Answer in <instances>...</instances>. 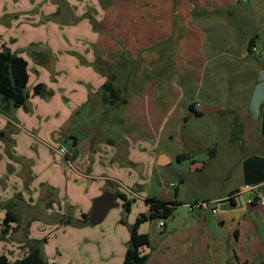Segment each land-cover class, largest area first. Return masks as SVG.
Segmentation results:
<instances>
[{
	"label": "crops",
	"instance_id": "obj_1",
	"mask_svg": "<svg viewBox=\"0 0 264 264\" xmlns=\"http://www.w3.org/2000/svg\"><path fill=\"white\" fill-rule=\"evenodd\" d=\"M35 1L0 0V21L3 22V24L0 22V26H3L1 29L9 32L14 30V36L9 37V42L5 40L6 34L0 37V41L11 51L10 46H15L16 50L12 52L17 54L19 52L24 54L28 49H32L28 51V56L24 55L29 63V82L31 77H34L33 89L37 84L42 83L48 92L45 97H40L34 95V90H28L29 99L23 106L25 110H17L14 117L4 114L10 113V103L5 102L0 105V131L7 133L6 137L0 139L1 164H3L4 155L9 157L6 167L4 164L1 167L0 177L7 182L11 179L10 173L16 172L15 183L18 188L14 191L20 194L17 201L18 213L19 216L21 215V223L22 213L29 217H27L28 221L32 222L29 227L31 236H33V223L38 222L37 219L40 218L34 195L38 196L41 188L50 190V195L52 194L49 201L51 212L56 217L54 220L58 222L54 225L56 229H63L66 235H74L75 229L82 227L83 230L89 229L86 232L83 231L86 236H93L98 229L89 228L87 225L91 223L90 215L94 198L104 191H111L117 197V193L124 194L127 201L131 203L128 212L132 213L133 205L137 203L138 198H152L141 194L148 191V183L144 184L143 178L146 179V177L138 179L137 172L145 175L146 172L153 170L155 165L159 169L169 167L175 158L186 159L191 154L181 149L175 157L169 152L158 151L157 148H154V151L153 147L148 150V145L152 146L155 143L154 139L147 135L149 127L154 128L158 122V129L163 128L171 119L172 104H170L169 90L163 82L160 86V97L154 94L153 89L149 92L147 86H143L130 95V83L137 76L136 73L138 74V71H133L131 62L142 63L141 70L149 77L154 67L165 63L162 61L163 58H169V61L182 65V68H187V64L196 63L199 67H195V71L198 69L199 76L195 80L198 84H202L206 76L203 68L207 69V64L214 58L207 57V41L203 31L207 17L233 7L239 0ZM10 4L22 6L13 8L11 12L7 9H10ZM221 8L224 9L220 10ZM230 10L232 9L228 10L229 14ZM229 16L233 17L234 12ZM197 17L201 20L197 21ZM235 27L234 25V31H236ZM256 28L257 31L255 30L254 36L250 39L242 38L238 43L230 41L224 53L226 56L239 59L243 67L239 70L240 67L236 62L228 60L229 73L227 74L232 73L233 77L243 76L247 79V83L251 80L248 95L244 96L245 104L242 101L243 98L233 96L226 101V108L217 109L213 106L208 110L209 113L219 112L220 118L228 117L227 125L231 130L230 132L227 130L226 133L227 143L237 146V148L234 147L236 152L230 153L234 154L235 161L229 170L220 172L211 164V161L218 156L217 151H212L210 159H194V168L178 170V185L172 189L176 191L175 196L171 199H158L178 201L180 206L208 200L217 208V212L208 211L221 218L222 224L226 222L225 218L230 219L243 212L244 218L254 219L255 230L251 229L249 236H260L263 241L261 249L264 251V204L260 202L258 195L264 198V50L260 48L261 44L264 46V26L257 25ZM15 30L24 33L35 32L37 36L33 39L25 37V46L18 45ZM235 37L238 38L239 35L236 34ZM124 55L128 56L130 61L124 59ZM122 62H130L127 67L129 71L126 72L124 79L117 70L116 80L119 88L123 86L121 94L127 98L128 103L121 110L119 109L120 113L115 109L114 121L111 120L109 125L94 123L85 127L74 124V116L88 103L91 101L100 103L96 96L97 92L105 84L112 72V67ZM152 63L154 64L150 66ZM159 73L160 70H158ZM210 78L217 77L215 73H212ZM186 80H190L189 77ZM207 96L212 101H220L217 94L210 90L208 93L201 92L202 103L193 101L191 104H196L195 107L200 105L201 108ZM197 111L200 115H204L201 109ZM51 114H53L52 118ZM47 116L48 126H46L47 123L45 125L43 123V118ZM222 121H218L219 124H222ZM116 122L120 123V132L115 136L103 134L105 126H113ZM239 127L244 128L241 135H237ZM92 128L98 132L97 135L91 132ZM50 130H53L51 137ZM79 130H83L84 133L77 138L78 151L73 152L72 159L83 169L85 168L84 173L82 172L85 180L80 175L72 173L61 176L60 187L40 181L42 176L40 174H45L58 165L61 157L64 160L69 159L62 155L59 149L68 143L73 146L74 136L68 135H73L75 132L78 134ZM31 142L35 149L34 159L25 153H20V145ZM193 146H196V143ZM74 162L72 167L77 170ZM42 164L48 168L39 169ZM38 169L42 173H38ZM234 170L241 176L240 183L228 184L223 189L211 188V184L216 182L223 183L229 180L233 182ZM230 172H232L231 176ZM56 174L62 175V170ZM189 177H195L198 183L195 187L186 190L185 185L188 184ZM94 179L96 181H93ZM5 182L0 179V184L4 185ZM41 183L47 185L42 186ZM22 184H24L23 187H21ZM34 184L36 185L33 189ZM64 188L66 195L64 193L63 198L61 193ZM244 194L248 196V204L242 203ZM120 199L118 207H124L126 200ZM220 203L225 204L223 208L218 207ZM145 204L149 208L147 212L149 213L150 206ZM33 208L36 210L33 211ZM139 208L140 213L144 212L143 208ZM208 211H192L191 217L197 222L195 225L198 230L194 234V231L191 232L192 227H189L179 234L180 246L176 253H171L169 249V254L157 262H152V257H149L147 263L230 264L232 261H229L227 252L212 246L213 235L207 223L201 220V216ZM83 214L88 215L87 222H83ZM64 216L72 218L69 225L64 224L62 219ZM138 216L136 215L134 220H128L131 227L123 237L126 245L123 246L121 238L118 237L114 255L115 253L118 256L125 254L130 241L131 228ZM118 219L119 216L116 215L115 220ZM160 227H164L161 230L164 231L167 223ZM141 228L140 225L141 233L151 237V233L144 229L141 231ZM117 231L118 228H116ZM241 232V228L235 230L236 239L240 238ZM167 234L168 232L161 237L157 248ZM222 240L223 238H218L219 245ZM165 248L168 249L170 246L162 249ZM144 251L147 253L146 248ZM235 259L237 264L243 261L238 255ZM248 260L250 258L246 259Z\"/></svg>",
	"mask_w": 264,
	"mask_h": 264
},
{
	"label": "rangeland",
	"instance_id": "obj_2",
	"mask_svg": "<svg viewBox=\"0 0 264 264\" xmlns=\"http://www.w3.org/2000/svg\"><path fill=\"white\" fill-rule=\"evenodd\" d=\"M37 1L38 0L35 2ZM47 1L45 0V2ZM21 6L22 5L13 6L10 4V9H7L12 12L14 10L13 8H18ZM228 8L233 10H230V14L228 11L229 9L223 8L224 11H220V13L216 12L211 14V16H208L205 27H203L207 41V57L214 58L207 64V67L205 66L207 69L203 68V71H206V76L203 79L202 84H198V81L195 80L199 76V73H197L199 72L198 69L195 71V67H199L196 66V63L194 65L193 63L187 64V68H182V65L173 63L171 60L169 61V58H163L162 61L165 63L163 65L154 67L153 71L155 72L152 71V73H150L151 77H149L147 73L141 70L143 67L142 63L131 62L133 71H138V74L136 73L137 76H135L132 80V83H130V95L143 86H147L149 87V92H151L153 89L154 94L157 97H160V86L163 82L166 88L169 90L170 104H172L170 110L171 119L169 122L165 123L163 128L158 129V122H156L154 128H152V126L149 127L147 135L149 138L152 137L155 143L152 146L148 145V150H151L153 147V151L154 148H157L158 151H166L171 153L173 156H175L176 153H179L181 149L188 154L191 153L186 159L175 158L172 165L169 167L159 169L158 167H155V165L154 169L146 172L145 175H142L141 172L138 171V179H142L141 177H146V179L143 178L145 180L144 184L148 183V191L146 193H141L144 196L148 195L150 197L162 199L173 198L175 196V190L168 188L171 182H176L178 184V170H188L189 168H194V159H210L212 151H217L218 156L216 159L211 161V164L220 172L227 171V169L229 170L232 163L235 161L234 154L231 155L230 153H235L236 150L234 147L237 148V146L233 145L232 143H227L228 138L226 133L227 130L228 132L231 130L230 126L227 125L226 118L228 117L220 118L219 112L209 113L208 110L213 108V106H215L217 109L226 108V101L233 96L243 98L242 101L245 104L246 97L244 96L248 95L247 92H249V88L251 87V80H249L247 83V79L243 76L233 77L232 73L229 75L227 74L229 73L227 66L228 60L236 62V64L240 67L239 70L243 69V67L242 62L239 61V59L233 58L229 55L226 56V54H224L226 50L225 47L230 43V41L238 43L242 38L247 39L249 37L250 39L254 36L255 30L257 31V25L264 26V0H239V2H237L233 7ZM223 9L221 8L220 10ZM233 12L234 16H229ZM198 19L201 20L199 17H197L196 20L199 21ZM1 23L3 24V22ZM234 25L236 26V31H234ZM1 27L3 26H0V37L6 34L5 40L9 42V37L11 38L14 36V30L10 32L4 31L1 29ZM15 33L17 34L18 38V45L24 46L26 43L25 37L28 39H33L37 36V33L29 31L24 33L17 32V30H15ZM236 34L239 35L238 38L235 37ZM1 44L2 42L0 41V45ZM10 48L12 51L16 50L15 46L11 45ZM260 48L264 50V46L262 44ZM235 49L237 50L238 48L236 47ZM28 51H32V49H28ZM28 51L24 52V54L19 52V54L23 57L24 55L28 56ZM124 59L130 61L129 57L125 55ZM153 64L154 63L150 64V66ZM129 65L130 62H122L121 64L113 66L112 72L109 74L108 78L112 75L117 78L118 74L116 72L118 70L120 72L119 75L125 79L126 72L129 71L127 69ZM158 70H160L159 74ZM212 73H215L217 78H210ZM187 77H189L190 80H186ZM34 81L35 78L31 77L27 91L34 90L32 85ZM114 84L117 88H119L116 79ZM120 87L121 88L119 89L122 91L123 86ZM101 89L96 94L100 103H96V101H91L88 103L85 108L76 113L73 118V120H75L74 124H80L85 127L94 123H105L109 125L111 120L114 121L116 111H119L118 113H120L122 107L128 103V100L126 104H112L110 102H105V93ZM210 90L217 94V97L220 99V101H212L209 99L210 95L207 96L204 101V106L200 108V105H197L196 107L197 110L201 109L204 115L202 116L200 114H196L192 109L189 108V105L193 101L202 103L201 92L206 91L208 93ZM123 97L126 98L124 95ZM4 103L5 102L0 101V105ZM10 104V113H4L6 116L10 115V117H14L16 116L15 114L17 110H25V107L23 106L16 107L12 102H10ZM2 111L6 112V110ZM104 116H106V119H104ZM52 117L53 114H51V118ZM43 119V123L45 125L49 118L47 116ZM155 120L158 119L155 118ZM221 120H223V123L219 124L218 121L221 122ZM149 121H151V119ZM46 126H48V123ZM237 129L239 130L237 135L243 134L244 128L239 127ZM120 131V123L116 122L113 126H105L103 134L115 136ZM91 132L96 135L98 134V132H95L94 128L91 129ZM82 133H84V131L79 130L78 134L75 132L73 135L68 136H74L78 138L83 135ZM52 135L53 130H50L49 136L51 137ZM23 137H25V135H23ZM145 139L146 138H144V140ZM194 143H196V146H193ZM32 145L33 142L30 144H21L20 153H25L28 155V157L34 159L35 149L32 147ZM64 146L72 152L78 151V146L73 147L69 143L68 145ZM23 147L24 149H22ZM2 153L6 154L3 151ZM8 158L9 157L7 155H4V159H2L4 167H6V162H9ZM65 160L61 157V159H59L58 165L52 167L50 171L46 172L45 174H40L42 175L40 176V181H46L59 186L61 185V176H66L72 173H76L78 176L80 175L85 180L83 175L85 168L83 169L80 164L75 163L72 159V162H74V165L77 169L75 170V168H73L69 162ZM3 164H1L0 160V172ZM198 165L200 166V163ZM43 168L48 167L42 164L39 169ZM61 170L62 175L56 174ZM38 173H42L41 170H39ZM10 174L11 179L7 182H5L2 177H0V179L5 182L4 185L0 184V255L5 254L9 260L15 262L16 260L21 259L25 252L31 248V246L39 245L41 248V254L51 264H123L125 254L118 256V254L115 253L114 255V249H117L116 240L119 237L122 240V245H126L123 237H125L126 232L129 231L131 227L128 220H134L136 215L143 213L148 214L147 212L149 208L145 204L147 203L146 197L144 199H137V203L133 205L132 213H129L126 208L123 209L125 206L118 207V205L117 207L110 210L104 221L100 224L91 225V223H89L87 225L89 228L98 229V231L93 236H86L84 232L88 231L89 229L85 228V230H83L82 227L75 229L74 235H66L63 229H56L54 226L57 225L58 222L54 220L56 217L53 215V212H51L50 201L52 194L50 195V190L41 188L40 194L38 196L34 195V198L36 199L35 204H37V210L39 211L40 218L37 219L38 222L33 223V236H31L29 234L31 221H28V216L22 213L23 221L21 223V215L19 216L18 213L17 201L20 198V194L19 192L14 191L15 188H18L17 184L15 183L16 172H11ZM231 175L232 172H230V176ZM233 177V182H230V180L229 182L223 181V183L216 182L211 184L210 182L212 185L211 188L223 189L228 184L232 185L236 182L240 183L241 176L238 174V171L234 170ZM86 178L88 180L87 182H89L88 177ZM93 181H96V179ZM188 181V184L185 185L186 190H188L190 187H195L198 183L195 177H189ZM23 185L24 184H22L21 187H23ZM35 185L36 184L33 185V189L35 188ZM43 185L47 184H42V186ZM64 193L65 188L61 193L63 198ZM243 197L244 201H242V203L248 204L247 194H244ZM55 198H57L56 195ZM118 201H121V199L119 198ZM224 205L225 204L220 203L218 204V207L223 208ZM139 207L143 208L144 212L140 213ZM34 210L36 209L33 208V211ZM8 211L15 214L17 220H10L5 223V218L7 217ZM192 211L193 210H191L188 204H184L178 207L172 216L164 219V221L167 223V228L164 231L168 232V234L164 237L162 244H159L160 246L158 248H151L149 246L145 247L149 257H152V262H157L163 258V256L169 254V249L171 253H176L180 246V244H178V236L187 228L192 227L191 232L194 231V234H196L195 232L198 229L196 228L197 226L195 224L197 222L191 217ZM116 215L119 216L118 220H115ZM204 216H201V220L202 222L207 223L208 229L213 235L212 246L217 248V250H223L224 252H227L229 261H232L230 264H233V262L234 264H237L235 259L237 255L244 262L247 258H250L248 261L254 264H261L264 261V251L261 249L263 244L261 237L249 236V232H252L251 229L255 230V222L253 218L247 217L246 219L243 217V212H240V214H237V216L234 217L232 216L230 219L225 218L226 222L222 224V219L217 215H214L211 211L206 212ZM204 218H206L205 221ZM62 219L64 224L69 225L70 222H67V220L70 219L71 221L70 216H64ZM159 222V218L149 219L141 224V231L143 229L148 231L151 233L152 237L154 232L164 229V227L159 226ZM116 228H118L117 232ZM237 228L242 229L239 239H236L235 234V230ZM34 235H36V237ZM218 238H223L220 245L218 244L219 241H217ZM168 245L170 248H165L164 250L162 249ZM218 245L221 249L218 247Z\"/></svg>",
	"mask_w": 264,
	"mask_h": 264
},
{
	"label": "trees",
	"instance_id": "obj_3",
	"mask_svg": "<svg viewBox=\"0 0 264 264\" xmlns=\"http://www.w3.org/2000/svg\"><path fill=\"white\" fill-rule=\"evenodd\" d=\"M116 77L110 76L102 89L105 93V102L112 104H126L127 99L121 94V90L114 84ZM29 84V63L25 57L12 52L7 46L0 45V101L10 103L14 106H25L29 93L27 87ZM48 94L44 84L40 83L34 87V95L45 97ZM190 108L196 113L200 114L194 104L190 105ZM5 131H0V139L6 137ZM74 147V146H73ZM176 194V191H175ZM118 197L125 199L124 204L127 211H130L131 203L127 201L124 194L117 193ZM150 206L148 214H140L131 228L130 241L125 252L123 264H148L149 255L144 251V248L149 244V235L141 233L139 231L140 225L149 220L159 218L164 224L165 218L172 216L181 205L178 201H163L161 199L152 197L146 199ZM83 222L88 221V215L83 214ZM10 220H17V217L12 212L8 211L5 223ZM72 221V218H71ZM70 219L67 222H71ZM164 226V225H163ZM0 264H51L41 254V248L39 245L31 246V248L25 252L21 259L12 262L9 258L2 254L0 255ZM239 264H254L248 261ZM264 264V261L261 263Z\"/></svg>",
	"mask_w": 264,
	"mask_h": 264
},
{
	"label": "water",
	"instance_id": "obj_4",
	"mask_svg": "<svg viewBox=\"0 0 264 264\" xmlns=\"http://www.w3.org/2000/svg\"><path fill=\"white\" fill-rule=\"evenodd\" d=\"M77 145V138L73 137V146ZM118 197L111 191H104L101 195L97 196L93 200L92 212L90 215V222L93 225L100 224L104 221L111 209L119 205L117 201ZM165 231H158L152 237L149 238V247H156L161 240V237L165 235Z\"/></svg>",
	"mask_w": 264,
	"mask_h": 264
},
{
	"label": "built area",
	"instance_id": "obj_5",
	"mask_svg": "<svg viewBox=\"0 0 264 264\" xmlns=\"http://www.w3.org/2000/svg\"><path fill=\"white\" fill-rule=\"evenodd\" d=\"M59 152L64 155L65 157H68L69 159H67V161L69 162V164L72 166V158H73V152L68 150L65 146H61L59 149ZM177 183L176 182H172L169 186L170 189H175L177 187ZM260 202L262 204H264V198L260 195ZM252 201V200H251ZM189 207L191 208V210H200V211H208L211 210L212 212L216 213L217 212V208L215 206H212V203L208 200H201V201H195V202H191L188 203ZM160 226H163L164 223L162 221L159 222Z\"/></svg>",
	"mask_w": 264,
	"mask_h": 264
}]
</instances>
